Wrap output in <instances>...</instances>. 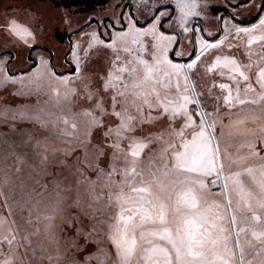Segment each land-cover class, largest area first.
<instances>
[{
    "label": "snow or ice",
    "instance_id": "6c2138e0",
    "mask_svg": "<svg viewBox=\"0 0 264 264\" xmlns=\"http://www.w3.org/2000/svg\"><path fill=\"white\" fill-rule=\"evenodd\" d=\"M250 2L238 0L235 7ZM174 3L185 15L200 16L195 11L199 0ZM260 11L264 13V8ZM257 20L251 27L234 26L237 35L247 34L248 52L242 53L243 59L223 56L222 63L221 55L214 53L215 63L205 67L204 74L212 73L214 81L207 92L214 102L211 112L203 105L205 93L199 90L192 70L206 49H218L223 40L217 44L202 38L197 48L193 37L191 59L175 50L170 58L168 45L175 37L157 34L155 24L135 27L133 20V43L143 46L147 58L140 57V50L130 48L126 41L122 49L112 46L111 36L108 42L102 41L114 59L95 92L88 91L89 78H81L85 99L93 102L91 112L83 113L88 117L83 137L77 136L75 143L64 140L66 147L51 148L52 157L60 154L63 159H50L46 136L28 134L23 141L37 157V164L31 166L35 175L30 176L31 194L19 206L18 219H0V264H23L25 258L29 264H79L66 261L61 252L60 241L67 232L87 235L97 245L86 264L91 260L97 264H264V230L253 228L255 240L243 245L231 242L237 214L264 224L256 214L264 212V16ZM16 24L10 19L5 29ZM127 27L122 24L121 31ZM257 29L259 34H255ZM189 30L195 32L185 29ZM208 36L218 39L212 33ZM119 39L125 40V36ZM254 43L259 44L255 52L249 47ZM121 51L126 55L122 57ZM132 52L137 53L135 58L129 55ZM44 75L29 83L11 79V73L5 77L0 69V86L20 84L27 90L16 95H36L39 103ZM217 80L220 82L215 83ZM76 94L72 89L64 100L70 104V97ZM246 105L253 107L244 115ZM68 110L71 112L70 107ZM10 121L32 123L44 132H55L59 123L69 124L63 116L53 119L43 107L32 112L0 110V124L15 133L17 123ZM257 122L258 132L249 127ZM93 128L104 129L101 135L111 143L90 148L89 130ZM4 135L0 133V137ZM59 135L74 133L64 128ZM77 149L81 154L69 161ZM12 155L17 165L28 163L27 154ZM105 156L108 164L101 167ZM56 165L62 170L53 171ZM9 182L7 175L0 177V197L5 203L4 189ZM209 204L218 210L211 225L200 214ZM99 231H104L107 243L93 235ZM235 236L238 242L240 232ZM69 239L72 247L82 250Z\"/></svg>",
    "mask_w": 264,
    "mask_h": 264
},
{
    "label": "rangeland",
    "instance_id": "374dc122",
    "mask_svg": "<svg viewBox=\"0 0 264 264\" xmlns=\"http://www.w3.org/2000/svg\"><path fill=\"white\" fill-rule=\"evenodd\" d=\"M56 1L0 0V61L4 62L0 65V69L3 75L7 77L11 73V79L30 83L35 76L49 74L44 75L41 81L39 103L36 95L27 98L16 95L21 90H27L22 89L20 84L9 83L0 86V110L9 113L32 112L43 107L46 113L52 114L53 119L63 116L69 120L68 125L59 123L55 132L51 130L44 132L32 123L19 124L10 121L17 123L16 132L13 133L7 125L0 124V133L6 134L0 137V177L7 175L10 178L9 184L4 189L8 196L7 203L3 197H0V219L8 221L18 219L19 206H22L31 194L30 176L35 175L31 166L37 164V157L32 154L31 145L24 146L23 141L28 139V134H31L33 138L43 139L45 136L48 138L50 159H63L60 154L57 157L51 156L52 147L63 148L66 147L64 140H71L75 143L77 136L83 137L88 119L83 113L91 112L93 102L85 99L86 92L82 90L84 85L81 78L88 77V91L95 92L100 78L109 70L108 65L114 59V53L108 44L102 41L108 42L111 36L112 46L121 49L126 41L130 48L140 50V57L147 58L148 53L142 50L143 46L133 43L136 38L133 20L137 22L135 27L151 28L155 24L157 34L163 32L166 36L175 37L168 45L170 58L171 51L175 50L183 53L186 59H191L193 37H195L197 48L201 47L202 38H207L210 43L217 44L223 40L224 43L220 44L218 49H206L197 61V67L192 70L193 76L199 80V90L205 93L203 105L207 111L211 112L214 102L207 96V92L214 81L211 79L212 73L204 74L205 67L215 63L214 53L221 55L222 63L223 56L243 59L242 53L247 55L248 52V48L245 47L247 34L237 35L234 26L251 27L253 24H258L257 17L264 16V13L260 11L264 8V0H251L250 3H244L239 8L235 7L238 0H199L200 7L195 9L200 12L199 17L182 13L174 0H111L89 11H81L76 7L59 6ZM154 15L157 16V20H152ZM169 15L170 19L167 18ZM10 19H15L17 24L14 28L10 26L6 30L5 25ZM113 24H115L114 28ZM122 24L128 25L123 31H121ZM193 28L195 32L185 31V29ZM101 33H103L102 36ZM209 33L214 34L218 39L208 36ZM255 34H259L258 29ZM121 36H125V40L119 39ZM139 39L145 40L144 37ZM249 47L255 52L259 44L254 43ZM124 55L126 54L121 51V56ZM129 55L135 58L137 53L132 52ZM179 59L180 57H177V60ZM57 77H60V80ZM219 82L215 81V83ZM72 89H75L77 94L70 97L71 103L69 104L64 100V96ZM214 91L218 93V90ZM247 98L250 99L251 96ZM103 99L106 102L107 96ZM69 107L71 112L68 110ZM252 107L251 105L244 106L243 114H248ZM73 123L76 124V128L71 127ZM104 123L108 124L107 121ZM249 127L258 132L260 123L257 122L255 127L252 125ZM64 128L74 133V136L59 135L60 130ZM103 130L102 128L89 130L91 133L90 148L102 143H111V140H105L101 135ZM13 152L21 155L27 154L28 163L17 165L16 158L12 155ZM80 154L81 149H77L72 157H68V160L71 161L74 156ZM107 164L108 157L105 156L101 160V167H106ZM17 167L20 169L19 172L16 170ZM52 170L58 172L62 169L56 165ZM103 203L101 201V206ZM217 211L209 204L201 209L200 214L206 217L208 224L211 225ZM256 214L260 215L264 221V212L258 211ZM177 220L179 221L180 217H177ZM85 224H88V221H85ZM233 228L231 242L243 245L246 240H255L252 236V229L264 230V224L253 222L250 219L244 220L240 214H237V221ZM88 231L90 229H86V232ZM235 232H240L238 242ZM93 235L97 240L107 243L104 231ZM69 237L73 238L82 250L78 251L77 248L72 247V240ZM60 249L66 261L75 260L79 264H86V258L97 252V245L90 242L87 235L77 236L73 232H67L62 236ZM236 250L239 251V248ZM22 252L23 249H21ZM49 252L54 254L52 248H49ZM23 264H29L27 258L24 259ZM87 264H97V262L91 260Z\"/></svg>",
    "mask_w": 264,
    "mask_h": 264
},
{
    "label": "trees",
    "instance_id": "16d2710c",
    "mask_svg": "<svg viewBox=\"0 0 264 264\" xmlns=\"http://www.w3.org/2000/svg\"><path fill=\"white\" fill-rule=\"evenodd\" d=\"M111 0H57L59 6L76 7L81 11H89L97 6H103L109 3Z\"/></svg>",
    "mask_w": 264,
    "mask_h": 264
}]
</instances>
